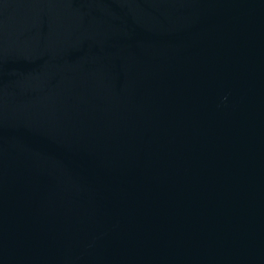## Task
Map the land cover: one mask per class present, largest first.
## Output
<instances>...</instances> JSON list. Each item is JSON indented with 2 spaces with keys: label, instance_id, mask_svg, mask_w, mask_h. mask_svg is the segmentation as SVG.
<instances>
[{
  "label": "water",
  "instance_id": "water-1",
  "mask_svg": "<svg viewBox=\"0 0 264 264\" xmlns=\"http://www.w3.org/2000/svg\"><path fill=\"white\" fill-rule=\"evenodd\" d=\"M0 264H264V0H0Z\"/></svg>",
  "mask_w": 264,
  "mask_h": 264
}]
</instances>
